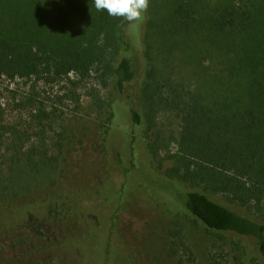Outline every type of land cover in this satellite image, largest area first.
Segmentation results:
<instances>
[{
	"label": "trees",
	"instance_id": "obj_1",
	"mask_svg": "<svg viewBox=\"0 0 264 264\" xmlns=\"http://www.w3.org/2000/svg\"><path fill=\"white\" fill-rule=\"evenodd\" d=\"M197 4L198 0H174L168 26L163 27L173 45L181 41L186 48L184 36H193L196 44L201 41ZM208 22L225 39L223 51L206 47V52L220 51L223 57L220 71L205 76L210 89L175 85L162 94L155 84L151 36L155 22L147 13L142 23H129L97 11L94 0H0V80L69 79L71 73L81 77L96 73L103 84L110 80L119 98L107 103L108 127L102 139L106 141L111 130L121 129L124 139L133 131L134 152L144 143L138 128L144 131L146 124L151 128L155 107L162 103L174 110L182 129L177 164L165 174L189 188L174 193L180 203L175 220L187 219L210 234L213 242L230 247L231 264H264V221L208 194L227 193L243 204L264 203V0H219ZM131 124L133 130L128 128ZM14 127L0 153V237L8 239L20 228L72 220L90 211L93 223L81 222L71 230L77 231L71 241L81 245V264H131L124 248H115L111 240L117 213L109 210L107 215L92 193L76 186L58 187L55 174L62 171L66 144L58 140L56 154L42 146L23 148L24 134ZM123 183L119 187L126 190ZM48 188L52 190L47 192ZM40 190H46L45 195ZM101 213L109 225L94 237L91 228L99 225ZM248 239L256 255L244 244ZM191 253L183 264H198Z\"/></svg>",
	"mask_w": 264,
	"mask_h": 264
},
{
	"label": "rangeland",
	"instance_id": "obj_2",
	"mask_svg": "<svg viewBox=\"0 0 264 264\" xmlns=\"http://www.w3.org/2000/svg\"><path fill=\"white\" fill-rule=\"evenodd\" d=\"M218 1L198 0L197 34L201 35V41L196 44L193 36H184L188 43L183 48L185 44L178 41L173 45V38L163 31V27L168 26L174 0H149L146 13L155 22L151 36L157 67L155 84L160 93L175 85L190 90H195V86L203 91L210 89L205 76H214L220 71L223 57L218 54L220 51L206 52V47L223 51L225 41L222 35L212 31L208 22ZM55 7L53 13L60 6ZM117 98L113 83L109 80L103 84L96 73L86 77L71 73L69 79L55 80L2 78L0 153L6 150L14 126L24 134L23 148L42 146L56 154L58 140L66 144L62 171L55 174L58 187L76 186L82 192L92 193L93 198L99 197L98 204L107 215L109 210L117 213L111 227V240L115 248H124L131 264H183L189 250L198 264H231L230 247L213 242L210 234L187 219L175 220V208L180 203L174 193L189 189L171 182L165 174L177 164L175 154L182 125L176 112L162 103L156 106L151 128L147 129V124L143 126L146 131L138 128L143 132L138 137L144 143L134 152L133 131L127 132L124 139L123 131L119 132L121 129L111 130L113 133L106 141L102 139L108 127L107 103ZM43 109L47 118L43 116ZM117 109L118 114H122L119 106ZM115 122L121 123L119 119ZM3 124H6L4 128ZM128 128L134 129L132 124ZM2 161L0 157V163ZM120 182H124L126 190L119 187ZM49 190L52 188L47 192ZM44 191L39 192L45 195ZM208 194L246 216L264 221V203L243 204L227 193ZM169 202L172 211L168 210ZM93 218L92 212L84 211L72 220H54L31 229L23 227L8 239L0 237V264L1 261L7 264H81V245L71 241L77 231L72 233L71 230L82 223H93ZM100 221L91 228L94 237L102 235L109 225L103 213ZM243 242L256 255L252 241Z\"/></svg>",
	"mask_w": 264,
	"mask_h": 264
},
{
	"label": "clouds",
	"instance_id": "obj_3",
	"mask_svg": "<svg viewBox=\"0 0 264 264\" xmlns=\"http://www.w3.org/2000/svg\"><path fill=\"white\" fill-rule=\"evenodd\" d=\"M97 11L120 17L129 23H142L149 7V0H94Z\"/></svg>",
	"mask_w": 264,
	"mask_h": 264
}]
</instances>
